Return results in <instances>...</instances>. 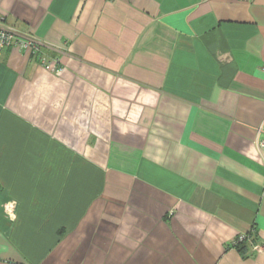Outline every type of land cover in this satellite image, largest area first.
Masks as SVG:
<instances>
[{"label":"crops","instance_id":"1","mask_svg":"<svg viewBox=\"0 0 264 264\" xmlns=\"http://www.w3.org/2000/svg\"><path fill=\"white\" fill-rule=\"evenodd\" d=\"M0 25L62 65L0 50V264H264V0H0Z\"/></svg>","mask_w":264,"mask_h":264},{"label":"built area","instance_id":"2","mask_svg":"<svg viewBox=\"0 0 264 264\" xmlns=\"http://www.w3.org/2000/svg\"><path fill=\"white\" fill-rule=\"evenodd\" d=\"M15 46L20 49L30 51L32 54L37 55L40 65L52 73H60L62 65L55 57H50L42 51V42L30 34L22 33L13 27L0 25V50ZM264 68V67H263ZM258 131L264 132V127L260 126ZM256 145L259 148H264V138L258 139ZM248 233H240L231 241L232 246H236L248 238Z\"/></svg>","mask_w":264,"mask_h":264},{"label":"clouds","instance_id":"3","mask_svg":"<svg viewBox=\"0 0 264 264\" xmlns=\"http://www.w3.org/2000/svg\"><path fill=\"white\" fill-rule=\"evenodd\" d=\"M11 218H12V219H15V217H14V216H12Z\"/></svg>","mask_w":264,"mask_h":264},{"label":"trees","instance_id":"4","mask_svg":"<svg viewBox=\"0 0 264 264\" xmlns=\"http://www.w3.org/2000/svg\"><path fill=\"white\" fill-rule=\"evenodd\" d=\"M243 242H244V241H243ZM243 242H242V243H243ZM242 243H240V244H242ZM240 244H238V245H240ZM238 245H236V246H238Z\"/></svg>","mask_w":264,"mask_h":264}]
</instances>
